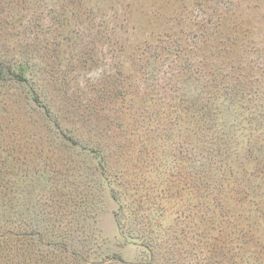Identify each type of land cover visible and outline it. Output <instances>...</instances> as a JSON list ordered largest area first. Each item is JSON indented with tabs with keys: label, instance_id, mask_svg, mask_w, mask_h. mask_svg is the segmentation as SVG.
<instances>
[{
	"label": "rangeland",
	"instance_id": "rangeland-1",
	"mask_svg": "<svg viewBox=\"0 0 264 264\" xmlns=\"http://www.w3.org/2000/svg\"><path fill=\"white\" fill-rule=\"evenodd\" d=\"M0 66V264H264V0H0Z\"/></svg>",
	"mask_w": 264,
	"mask_h": 264
},
{
	"label": "trees",
	"instance_id": "trees-1",
	"mask_svg": "<svg viewBox=\"0 0 264 264\" xmlns=\"http://www.w3.org/2000/svg\"><path fill=\"white\" fill-rule=\"evenodd\" d=\"M21 71H23L22 69H21ZM4 72H2V68H1V66H0V77H1V75L3 74ZM7 74H12V72L10 71V70H7Z\"/></svg>",
	"mask_w": 264,
	"mask_h": 264
}]
</instances>
